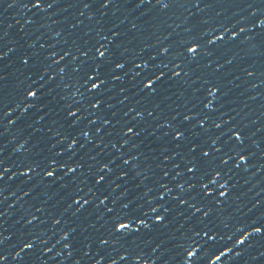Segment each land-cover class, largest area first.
I'll return each instance as SVG.
<instances>
[{
	"label": "snow or ice",
	"instance_id": "obj_1",
	"mask_svg": "<svg viewBox=\"0 0 264 264\" xmlns=\"http://www.w3.org/2000/svg\"><path fill=\"white\" fill-rule=\"evenodd\" d=\"M2 3L4 0H0ZM145 4L150 6L149 13L156 10V15H148L151 19L145 22L150 21L148 26L153 31L163 24L159 15L174 8L187 11L185 24L190 22L189 18L206 17L199 23L208 30L196 34L195 26L183 27V38L175 43H170L173 35L170 31L152 43L144 37L137 47L132 42L143 36L144 24L131 22L126 32L120 31L123 21L106 27L109 12L115 16L122 11L120 0H10L7 3L9 8L28 11L31 18L26 16L24 24L37 30L48 29L50 38L57 44L64 29L53 30L49 24V21L59 23L51 20L57 11L80 9L78 16L87 15L94 26H85L83 19L69 23V39L64 41L66 47L62 51L51 44L40 43L37 47L42 32L23 44L12 41L9 47V33L0 27V137L8 132L9 126H18L30 119L32 122L18 131L28 139L24 143L19 140V147H14L13 152L34 151V156L9 162L0 146V196L8 188L6 174L11 173L8 180L19 176L20 184H26L28 189L21 195L28 196L35 189L37 196L44 197L41 207H35V213L46 216V220H41L29 211L33 205L28 208L22 205L21 228L5 235L3 218L9 210H0V264L8 260L9 253L3 245L13 236L14 261L48 264L54 257L45 258V254L52 253L56 244L49 247V239H43L45 234L34 230L38 227L34 222L42 226L51 221L55 230L62 223L68 224L69 214L80 219L88 209L93 211L83 220L97 230L95 243L105 252L95 264H101L105 256L111 257L118 249L119 255L109 258L108 264L128 259L134 264H148L149 260L155 264L161 258L145 259L141 245L153 244L152 254L170 253L167 244L174 239L159 232V226L171 229L179 219L177 229L182 232L197 214L203 212L208 217L213 211L212 205H220L219 198L228 197L224 189L231 185L235 191L234 177L252 169L257 153L264 157V144L255 138L264 125L251 131L249 121H237L226 114L230 89L225 87L226 73L221 71L236 59L237 53L229 55L232 49L224 51L229 44L236 45L239 41L245 46L243 49L264 54V0H138L136 8ZM217 4L242 6L249 12L228 22L210 24L211 18L203 13ZM12 52L17 53L15 59L9 57ZM9 63L16 65L12 72L7 70ZM241 71L246 77L257 74L251 64L241 67ZM57 80L59 91L34 114L39 119L30 117V110L44 94L46 82ZM177 85L180 90L173 91ZM51 91L54 90L49 95ZM13 94L14 98L9 100ZM174 94H178V99L183 98V104L165 103ZM12 139L16 140V136ZM33 139L36 143L29 149L27 145ZM165 161L170 164H164ZM260 168H264V163ZM5 199H0V205ZM44 205L63 211L57 214ZM141 227L147 233L141 234ZM60 231L64 235L56 243L63 242L62 247L70 257L77 251L73 234L78 228ZM153 231L158 234L146 239L145 235ZM254 231H264V225ZM200 235V231H195L194 237L186 236L193 244L184 249L185 261L196 254L194 245ZM203 236L206 242L215 239L207 230ZM91 243L88 240L84 244L85 256L89 255ZM25 250H28L27 259L21 255ZM223 255L221 252L215 259L218 261ZM55 256L66 259L60 251ZM73 264H81V260L76 259ZM161 264H169L168 259L161 260Z\"/></svg>",
	"mask_w": 264,
	"mask_h": 264
},
{
	"label": "water",
	"instance_id": "obj_2",
	"mask_svg": "<svg viewBox=\"0 0 264 264\" xmlns=\"http://www.w3.org/2000/svg\"><path fill=\"white\" fill-rule=\"evenodd\" d=\"M8 2H10V0H4V3L0 4V27L6 29L9 33L7 38L9 47L12 46V41H15L17 44H23L28 39L34 40L36 36L40 35L42 32L43 35L37 42V47H39L40 43L45 45L51 44L53 48L62 51L66 47L64 41L69 39V23L74 22L76 19H83L85 26H94V21H89L87 19V15L84 17L78 16L80 9L70 8L65 11H57L51 20H57L59 23L51 24V21H49L50 27L53 30L56 28L64 29V33L61 37H59L60 42L57 44L55 39L50 38V32L48 29L37 30L35 26L25 25L24 19L26 16V18H31L30 13L19 7L9 8L7 7ZM137 3L138 0H120V7L122 11L117 13L115 16H112L111 12H109V16L106 18V27H112L113 23L119 24L120 21H123V23L120 24V31L122 32L127 31L131 22L144 24L143 36L132 42L137 47L139 46V40L144 37H147V42L152 43L157 38L162 39L163 36H167L170 31L173 33L170 43H175L183 38V27L195 26L197 30L196 34L208 30L207 27H203L199 23L200 20L205 19L206 17H198L196 19L189 18L190 22L185 24L184 18L187 16V11L184 9L174 8L170 9L167 13L159 15V19L163 21V24L158 30L153 31V29L148 26L150 21L148 23L145 22L146 20L151 19V16L148 15H156V10L153 9L152 13H149L150 6L145 4L140 8H136ZM203 6L204 5L202 4L201 7ZM62 7H66V5H62ZM248 12L249 9L243 8L242 6L237 8L234 6L217 4L212 8L205 10L203 15L211 18L210 24H215L217 22H228L236 19L241 14L247 15ZM218 13L219 15H217ZM97 18H99L98 15ZM8 25H11V27L9 28ZM211 26L216 27V25ZM25 32L28 33L27 37L24 36ZM221 34L222 33L217 32V35ZM109 39H111V37H109ZM228 39L229 36L226 35L225 41ZM242 47L245 46L241 45L239 41H237L236 45L229 44L227 48L224 49V51L232 49V53H229V55L237 53L233 64L225 65L224 69L221 70L223 73H226L223 76L226 81L225 87L230 89L227 97L228 103L225 105V111L226 114L234 116L237 121H249V129L251 131H256L260 125H264V75L261 74V72L264 71V54H260L259 52L254 53L252 51L245 50ZM16 55V52L9 53V57L12 59H15ZM58 58L59 57H57V59ZM215 58L216 56L214 55L213 59ZM204 62L206 61L201 60V63ZM248 64H251L257 70V74L253 77H246L241 71V67ZM193 67H195V65H193ZM15 68V64L9 63L7 70L12 72ZM236 77L239 78L237 79ZM33 79H37V77L34 76ZM58 83V80L56 82H46L47 86L44 89V94L42 95L40 102L37 103L32 110H30L28 114L30 117H33L39 109L48 104L52 97L56 95V91H59V89H57ZM198 83L199 82H197V84ZM252 84H256L257 86L253 88L250 86ZM37 87H39V85H37ZM50 90L54 91H51V94L49 95L48 93ZM172 90L179 91L180 88L177 85L173 87ZM9 91H11V89H9ZM200 95L203 97L204 93L202 92ZM177 96L178 94L172 95L170 101L165 103H172L173 105L183 104V98L178 99ZM13 98L14 94L13 96H9L8 99L11 100ZM30 99L31 98H29V100ZM208 99H211V97H208ZM196 102L199 103V101ZM206 102L207 101H205V103ZM13 107H15V104H13ZM189 107H191V105H189ZM180 110L183 111L182 108ZM19 114L20 113L18 112L17 115ZM34 118L39 119V116L35 115ZM12 119H16V117L13 116ZM31 122L32 121L29 119L26 122H21L18 126H9L8 132L5 133L3 137H0V146L4 148L3 155L9 162L15 161L19 158L26 159L30 156H34V151L24 152L23 149H21L17 152H13L14 147H19L17 144L19 140L20 143H24V141L28 139L27 135L22 136V134L18 133L19 129L26 128L27 124ZM49 135H51V133H49ZM13 136H16V140L12 139ZM255 138L260 139V142L264 144V129L256 132ZM35 143L36 140L33 139L27 147L31 149L32 145ZM60 146L61 145H58L57 147ZM109 149H111V145H109ZM124 150L127 151L126 149ZM57 151H59V149H57ZM111 151L114 152L115 149H111ZM163 163L166 165L170 164L168 161ZM252 163L253 167L247 174L241 172L234 177L233 183H236L235 191L231 190V185H229L228 189H224V191L229 193L228 197L219 198L221 200V204L212 205L213 211L208 217H204L203 212L197 214L190 223L185 225L182 232H179L177 229L180 227L179 219L177 220V224H174L171 229L165 228L163 225L159 226V232H165V235L174 238L167 244V247L171 251L170 253L157 252L152 254L151 248L153 244L141 245L146 253L145 259H155L156 256H159L161 260L168 259L169 264H192L193 261H195V264H264V231L260 233H256L254 231L255 228L264 225V168H260V165L264 163V157L257 153V156ZM5 166L8 167L9 165ZM257 168H260V171H257ZM14 170L15 168H13V171ZM21 170L24 171V169ZM172 171L173 170L170 169V174ZM10 174L11 173L6 174L5 177V182L7 183L8 188L3 193V196H0V199L7 197V199L4 200L3 205H0V210H3L4 208L9 210V214H6L3 218L4 227L6 228L5 235L10 233L14 234L21 228L22 222L20 221V209L22 205H24L25 208H28L30 204L33 205V208L29 209V211L35 213V207H41L40 202L44 199L43 196L36 195L35 189L32 193H29L28 196H22L21 192L28 190L27 185L20 184L21 178L19 176L8 180L7 176ZM245 181H247V183H245ZM39 182V178H37L36 183ZM220 182L224 183L225 181L221 180ZM216 187L218 188V186ZM85 191H87V188H85ZM237 196L239 199H237ZM258 200L260 201L259 204L256 203ZM52 203L54 204L55 201ZM207 204L208 202L205 201V205ZM198 206L201 205L198 204ZM43 207L48 208L49 211H56L57 214L63 211L62 208H52V205H44ZM157 207L159 206L157 205ZM205 210H207L206 207ZM91 211H93V209H88V212H85L80 219L71 217L69 214L66 216L68 224L65 225L62 223L55 230L53 229L51 221L42 226H39L38 221L34 222V224L37 223L38 225V227L34 230L38 234H45L43 235V239H49V247H51L52 244H56L52 253L45 254V258L48 255H52L54 257V259L49 261L48 264H73V261L76 259H80L81 264H95V260L105 254L104 250L99 249L98 245L95 243L97 230L89 227L87 220H83L84 216H87ZM145 211H147V209H145ZM35 214L40 216L41 220H46L44 213ZM181 223H184V221H181ZM68 227L78 228V231L73 234L76 240L74 246L77 248V251H75L70 257L68 256V250L63 249L62 247L63 242L56 243L60 240L61 236L64 235V232H61L60 229ZM135 227L136 225H133V228ZM205 230L210 231L211 235H213L215 239L207 240L206 242V238L203 236V231ZM54 231L55 234H53ZM195 231L201 232L200 237L196 238L199 242L194 245L196 254L189 258L190 260L185 261L183 255L184 249L193 244V240L187 239L186 236L194 237ZM145 233H147V230L141 227V234ZM157 234V231H153L151 234L145 235V238L150 239L155 237ZM71 238L72 237H70V239ZM165 239H167V237H165ZM88 240H91L92 243L90 245L89 255L85 256L84 244L87 243ZM240 240H243L244 243H239ZM14 243L15 238L13 236V239L7 241L5 245H3V249L9 253L6 264H22L21 261H14L12 259L11 253L14 250ZM180 245H184V247L182 248ZM57 251L62 252L66 259L55 256ZM119 251L121 250L118 249L116 252H112L111 257L105 256V259L101 260V264H108V259L116 258L119 255ZM27 252L28 250H25V253L21 254L25 257V259H27ZM221 252H223L224 255L217 261L215 256L220 255ZM161 260H155V264H161ZM117 264H134V262L131 259L125 261L117 260ZM148 264H153V261L149 260Z\"/></svg>",
	"mask_w": 264,
	"mask_h": 264
}]
</instances>
